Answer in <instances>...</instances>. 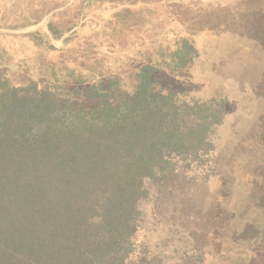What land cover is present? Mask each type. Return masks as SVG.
<instances>
[{
	"label": "trees",
	"instance_id": "obj_1",
	"mask_svg": "<svg viewBox=\"0 0 264 264\" xmlns=\"http://www.w3.org/2000/svg\"><path fill=\"white\" fill-rule=\"evenodd\" d=\"M195 41L179 35L117 72L46 60L18 84L16 62H0V264L156 263L138 242L147 207L164 209L224 117L214 100H186ZM224 214L197 226L201 259L199 243L224 239Z\"/></svg>",
	"mask_w": 264,
	"mask_h": 264
},
{
	"label": "rangeland",
	"instance_id": "obj_2",
	"mask_svg": "<svg viewBox=\"0 0 264 264\" xmlns=\"http://www.w3.org/2000/svg\"><path fill=\"white\" fill-rule=\"evenodd\" d=\"M179 35L199 50L186 100H214L224 117L208 136L210 153L164 209L147 207L138 242L155 264H264V0H0V62H16L13 84L26 80L23 69L48 71L46 60L124 71ZM40 37L52 47L37 45ZM224 213V239L215 237L212 252L199 243L201 259L197 226Z\"/></svg>",
	"mask_w": 264,
	"mask_h": 264
}]
</instances>
